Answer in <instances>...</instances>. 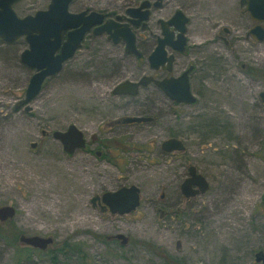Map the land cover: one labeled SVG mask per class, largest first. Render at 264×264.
I'll list each match as a JSON object with an SVG mask.
<instances>
[{"label":"rangeland","instance_id":"rangeland-1","mask_svg":"<svg viewBox=\"0 0 264 264\" xmlns=\"http://www.w3.org/2000/svg\"><path fill=\"white\" fill-rule=\"evenodd\" d=\"M142 1L73 0L69 10L124 15ZM49 2L20 0L14 10L19 17L33 15ZM177 10L188 18L187 50L177 59V68L199 66L191 81L193 105L171 106L156 96L127 106L129 100L112 98L108 90L115 83L104 79L100 65L120 56L98 38L86 39L60 74L44 82L29 114L15 112L34 72L20 62L27 48L23 39L0 41V207L16 211L12 221L0 223V233L9 243L17 232L52 238L47 251L63 242L79 244L87 264H256L254 254L264 249V221L259 217L264 44L245 39L253 23L239 0H163L150 18L153 36L160 35L157 21L170 19ZM133 77L138 75L129 71L123 79ZM144 111L153 113L156 122L110 126ZM69 125L84 133L89 153L68 156L51 136L41 137V131H64ZM169 138L181 140L185 151L165 156L160 146ZM95 150L109 160L96 158ZM190 165L210 187L204 195L185 200L179 187ZM131 185L141 191L140 206L131 214L112 216L91 207L93 196ZM162 195L172 207L167 218L158 211L167 208ZM116 234L127 236L129 244L101 242ZM6 242L0 238V264H27L17 261ZM15 244L25 247L18 240ZM47 251L32 255L31 264H52Z\"/></svg>","mask_w":264,"mask_h":264},{"label":"water","instance_id":"water-1","mask_svg":"<svg viewBox=\"0 0 264 264\" xmlns=\"http://www.w3.org/2000/svg\"><path fill=\"white\" fill-rule=\"evenodd\" d=\"M20 0H0V41L5 44H14L23 39L27 48L20 54V62L34 74L26 87L24 98L20 100L15 109L24 106L26 113L31 112L30 103L39 95L42 86L47 79L60 74L66 62L71 60L80 50L85 36L94 28L96 36L108 35V39L114 44L123 42L126 54H135L136 37L128 23H120L123 18H128L129 23L138 26L142 23L144 30L149 19L148 1H143L138 8H129L123 16H117L116 20L103 23L104 14L96 11H82L73 13L69 10L73 0H50L45 10L37 11L33 15L19 17L14 10V5ZM161 1L154 4L155 9L161 7ZM239 5L244 8L250 19L255 23L249 35L255 42H264V0H239ZM187 23L188 18L181 10H177L170 19L158 20L161 28V37L157 40V46L149 56V64L152 69L170 70L173 56L167 53V48L177 53H184L187 47ZM64 38V40H63ZM193 70L191 66L179 77H171L163 80H154L151 77H143L138 83L123 82L118 85L113 94L116 96H136L139 87H145L154 81L155 85L176 104L193 105L196 98L190 90L188 74ZM264 95L261 94V97ZM153 121L150 117L127 116L121 118L118 123L122 125L147 124ZM52 138L58 141L64 153L73 155L75 151L85 148L84 133L75 125H69L64 131H53ZM35 144L31 148H35ZM161 150L165 153H182L185 145L177 138H169L161 143ZM196 188V189H195ZM182 195L193 198L203 195L209 190V183L205 177L197 173L195 166H189L188 178L180 187ZM102 203L101 210L111 215L124 216L136 211L141 202V191L135 186L121 187L115 191L105 192L101 197H94L95 201ZM16 211L11 206L0 207V222L12 220ZM116 240L122 247L129 244V238L123 234L107 237V240ZM20 244L46 251L53 244V239L39 236L21 235L18 238ZM256 264H264L263 252L254 254Z\"/></svg>","mask_w":264,"mask_h":264},{"label":"flooded vegetation","instance_id":"flooded-vegetation-1","mask_svg":"<svg viewBox=\"0 0 264 264\" xmlns=\"http://www.w3.org/2000/svg\"><path fill=\"white\" fill-rule=\"evenodd\" d=\"M145 1V0H143ZM142 1V2H143ZM150 3V7H149V11H150V14H149V19L147 21V25L145 27L144 30L141 29L142 27V23L139 24L138 26H135L131 23H129L128 21V18H123L121 21H119L120 23H128L131 27V30L132 32L135 34V37H136V49L139 53V57L135 54H126L125 53V44L123 42H120L118 44H114L112 41H110L108 39V35L104 34V35H101V36H96L93 34V30L94 28L85 36L84 38V41L82 42V44L85 42V40L87 38H91V39H94V38H100V39H103L106 41V45L110 48V51L113 55H118L120 56V58H111V59H108L106 60V62L104 63L103 67L101 66L100 67V71H102L105 75V78L106 80H109L111 81L112 83L114 82L115 84L112 85L110 87V89L108 90L109 91V95L112 97V98H118V99H123V100H129V103L127 106H136L138 105L137 102H135L134 100L136 99H147V98H152V97H159V98H163L165 99L167 102L170 103L171 106H179V105H183V104H176L175 102L169 100L166 95L155 85L154 81L152 82H149L145 87H139L138 89V93L136 96H128V95H120V96H116L113 94L115 88L120 85L121 83L123 82H132V83H138L143 77H151L153 78L155 81L158 80H163V79H166V78H171V77H179L180 75H182L185 71H187L191 66L193 67V70L188 74L189 76V82H190V90H191V93L193 94V96L195 97V93L193 92L192 90V86H191V81H192V77L197 73L199 72V66L198 64L196 63H193V64H188L187 66H181L179 68H177V59L181 56H183L185 54V51L187 50V47H186V50L184 51V53H177V52H174L172 51L171 49L167 48V53H168V56L169 55H172L173 56V63H172V67L170 70H167V69H163L162 67H160L159 69L155 70V69H152L150 67V64H149V56L151 55V53L153 52L154 48L157 46V40L158 38L161 37V28H160V25L158 24V21H157V26L159 27V30H160V35L159 36H153L152 35V32L150 30V18H151V15H152V12L153 10L155 9L154 8V4L157 2V0H146ZM163 1V0H162ZM161 1V2H162ZM141 2V3H142ZM140 3V4H141ZM139 5H134V6H130L128 8L125 9L124 11V14L126 12L127 9L129 8H138ZM161 8V7H160ZM86 11V10H84ZM89 11V10H87ZM82 12V11H81ZM98 13H102L104 14V20H103V23H105L106 21H109V20H116V17L117 16H123L121 14H114V13H105V12H101V11H96ZM79 13V12H78ZM247 14V13H246ZM248 15V14H247ZM250 18V17H249ZM160 20V19H159ZM163 20V19H161ZM251 20V19H250ZM251 22L253 23V26H255V23L251 20ZM252 26V27H253ZM264 27V25H262ZM251 27V28H252ZM250 30L247 31L246 33V40H250L253 42H255L252 37L248 34ZM225 34L226 35H229L230 36V31L228 30H224ZM64 40V38H63ZM223 42L226 46H228L229 42L225 39H223ZM258 45L259 44H264V42L262 43H259V42H256ZM82 47V46H81ZM23 65V64H22ZM245 66H243L244 68ZM211 68L212 67V64H211ZM131 72V73H135L136 75H138V78L137 77H133V79H123L125 77V75L128 73V72ZM147 71V72H146ZM146 73H148L149 75H147ZM34 74V73H33ZM140 74H143V75H140ZM140 75V76H139ZM259 80H264V71L261 69H259ZM110 82V83H111ZM26 90V89H25ZM25 94V93H24ZM261 94L264 95L263 92H260L259 93V99H260V106H259V110H263L264 109V96L261 97ZM196 98V97H195ZM127 108V107H126ZM23 110L24 111V106L22 107H19L18 109H15V106H14V111L15 112H19L20 110ZM25 112V111H24ZM26 113V112H25ZM30 112H28L27 114H29ZM135 116H144V117H150L153 119V121L151 123H154L156 122L157 118L153 115V113H150V112H140L138 113V115H135ZM120 120V118L114 120L112 123H110V126L114 127V128H125V127H133V126H142L144 124H131V125H122V124H119L118 121ZM263 121V120H262ZM147 124H150V123H147ZM66 130V129H65ZM52 132L49 133V132H46V131H41V137L42 138H48L49 136H51ZM52 137V136H51ZM85 137V135H84ZM53 139V138H52ZM54 140V139H53ZM56 141V140H55ZM58 142V141H57ZM59 143V142H58ZM96 142L93 141L92 142V145H94ZM60 144V143H59ZM36 145V144H35ZM61 146V144H60ZM36 147V146H35ZM89 147H90V144H88L86 138H85V148L82 149V150H78V151H86L89 153ZM61 149H62V152L64 153L63 151V148L61 146ZM162 151V150H161ZM77 151H75L76 153ZM165 156L166 155H172V153L168 154V153H165L164 151H162ZM74 153V154H75ZM94 156L96 158H100V156H103L105 155L106 153H104L103 151H99V150H95L94 152ZM173 153H177V152H173ZM183 153V152H182ZM65 155H68L66 153H64ZM68 156H71V155H68ZM108 156V155H107ZM191 166V165H190ZM188 168L189 166L187 167V173H186V178H188ZM197 173L198 170H197ZM200 174V173H199ZM185 178V179H186ZM184 179V180H185ZM206 179V178H205ZM183 180V181H184ZM182 181V183H183ZM208 182V181H207ZM181 183V184H182ZM181 184H180V187H181ZM179 187V189H180ZM210 187V186H209ZM196 189V188H195ZM263 190H264V185H263ZM109 192V191H107ZM105 193V192H104ZM103 194V193H102ZM101 194V195H102ZM180 194L181 196L185 199V200H189V199H186L182 193H181V190H180ZM101 195H96V196H93L91 199H90V204H91V200L94 198V197H101ZM204 195V194H203ZM200 196V195H198ZM197 197V196H196ZM195 198V197H193ZM161 200H163L164 202L167 201V208L166 210H158V211H161V216L162 217H165L167 218L168 216L170 217V212L168 211L171 207L170 205V200L168 198H166L164 195L161 196ZM261 207H260V210H259V217H260V220H263L264 221V191H263V195L261 197ZM101 205L102 203L100 201H95L94 203V206L91 204V207L93 209H99L100 213H109L108 210L107 211H102L101 210ZM164 206V207H166ZM110 214V213H109ZM111 215V214H110ZM112 216H115V215H112ZM14 219V218H13ZM12 219V220H13ZM12 220H8L6 222H3L4 224H6L7 222H10ZM1 224H3L2 222H0ZM111 237V236H110ZM106 241L108 242H115L116 240H107V237L105 238ZM118 242V241H116ZM119 243V242H118ZM120 245V244H119ZM121 246V245H120ZM259 252H263L264 254V249H261L259 250Z\"/></svg>","mask_w":264,"mask_h":264},{"label":"trees","instance_id":"trees-1","mask_svg":"<svg viewBox=\"0 0 264 264\" xmlns=\"http://www.w3.org/2000/svg\"><path fill=\"white\" fill-rule=\"evenodd\" d=\"M87 39L95 40L98 38L91 39L89 37ZM103 65H104V63H102L100 65V67L101 66L103 67ZM150 103H151V101H148V104L150 107H147V108L152 107V105ZM147 112H149V111H147ZM102 159L109 160L107 154L103 155ZM0 229H1V227H0ZM21 235L22 234H19L17 232L12 234V236H13V242L12 243H9V241L7 240V237L2 233H0V238L5 239L8 242V243L6 242L7 244L13 246L12 248H14V253H15V256H16L18 262L24 261L27 264H31L32 263L31 262L32 261V255L37 256V255L44 253L45 251L44 252L39 251V250L30 248L27 246H25L24 248H19L18 246H15L16 240H18L19 236H21ZM101 242L105 245H108V243H110V242L106 241L105 239L101 240ZM115 243H118V242L115 241ZM47 254L51 255L52 264H72L73 262L75 264H87V257L84 254V252L81 249V246L79 244H68L67 242H63V244H61L60 247L56 248L55 250L47 251ZM60 259H62V260H60Z\"/></svg>","mask_w":264,"mask_h":264}]
</instances>
